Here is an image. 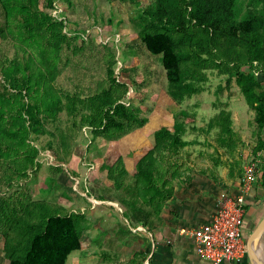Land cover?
<instances>
[{
    "label": "trees",
    "instance_id": "1",
    "mask_svg": "<svg viewBox=\"0 0 264 264\" xmlns=\"http://www.w3.org/2000/svg\"><path fill=\"white\" fill-rule=\"evenodd\" d=\"M55 1L0 0V38L11 36L20 51L1 63L0 165L7 164L3 156L12 151H27L28 148L21 147L33 138L43 134L53 136L46 123L56 121L64 108L74 128L87 126L94 137L106 140L118 139L147 121L139 108L122 101L125 89L118 93L111 90L112 87L103 88L83 99L77 93L55 91L50 86L51 75L54 77L59 71L62 47L71 43L63 32L62 22L41 8V2L50 9ZM239 3L240 0H152L146 7H140L134 26L147 51L160 55L167 93L175 102L181 103L202 91V72L198 67L211 63L227 74V84L234 78L261 131L264 128V86L251 67L256 61L264 73V0H245L240 18ZM81 43H84L83 38ZM115 63H111L110 76ZM112 81L118 85L115 78ZM188 117L187 111L180 110L171 127L160 126L154 130L153 147L136 162L134 199L149 208L145 211L141 205L137 207L140 211L137 221L147 230H150L149 216L159 221L165 203L174 194V184L165 178L168 167L160 166L161 163H171L172 155L196 142L184 138ZM214 126L219 128L217 142L233 149L235 132L230 113L222 109L208 123L209 128ZM63 143L67 144L65 139H61ZM46 148L56 151L51 140L47 141ZM31 150L34 155L28 149L25 161L33 166L38 149L32 145ZM259 151L262 154L255 183L264 193V138L261 137L252 150L253 154ZM57 159L64 161L59 155ZM111 167L106 168L109 175ZM55 169L60 170L58 166ZM24 172L25 169L21 171ZM126 174L125 169L118 168V177L112 178L118 188L123 186ZM4 178L11 185L13 176L4 173ZM46 188V184L43 185V189ZM15 202L12 198L0 199V234L4 238L7 264H65L71 252L81 249L82 231L76 224L82 213L60 214L47 204L35 203L34 210L18 215ZM141 254L142 262L148 253ZM136 256L137 253L132 259Z\"/></svg>",
    "mask_w": 264,
    "mask_h": 264
},
{
    "label": "rangeland",
    "instance_id": "2",
    "mask_svg": "<svg viewBox=\"0 0 264 264\" xmlns=\"http://www.w3.org/2000/svg\"><path fill=\"white\" fill-rule=\"evenodd\" d=\"M151 1L140 0L136 4L119 0H57L61 7L59 11L67 17V35L71 43L62 47L59 71L50 78V86L55 91L77 93L83 99L103 88L112 87L111 90L118 93L125 89L122 101L139 108L140 114L147 117L146 123L118 139L106 140L94 137L89 127L74 128L72 118L64 108L56 121L46 123L53 136L39 135L21 147L28 148L31 155H34L32 145L38 149L33 166L25 161L28 149L3 156L8 162L0 165V199L15 200L18 215L34 210L35 203L47 204L60 214L82 213L76 224L82 231V246L68 255L65 264H146L145 259L142 262L139 259L142 252L148 253L147 247L152 245L151 235L143 229L132 230L138 223L140 211L137 207L141 205L145 211L149 209L143 202L135 200V166L137 160L153 147L154 130L160 126L171 127L180 110L190 115L185 119L184 138L197 142L172 155L171 163L160 165L168 167L165 178L174 184V190L176 185L187 184L191 180L192 171H205L206 165L217 155L219 159L220 155L227 156L226 160L230 159L234 170L240 166L241 174L242 164L253 156L252 150L258 139L264 138V128L258 130L253 111L234 78L227 84V74L215 69L211 63L198 67L202 72V91L181 103L168 95L160 55L147 51L134 26L140 7H146ZM244 3L245 0H240L239 18L243 14ZM41 8L51 10L45 8L43 2ZM16 51L19 50L11 36L0 38V89L3 83L1 63ZM113 61L116 63L112 65L113 74L110 76ZM113 78L118 85L113 83ZM258 79L264 86V74ZM222 109L230 113V118L233 117L232 126L237 139L233 149L217 142V126L208 127L210 120ZM79 116L77 114L76 119ZM61 139H65L67 144H61ZM48 140L53 142L57 152L46 148ZM46 151L54 157L52 163L44 158ZM57 155L64 161L59 162ZM56 166L60 170H56ZM108 166H112L110 175L106 169ZM118 168L125 169L127 173L120 188L112 181L118 177ZM24 169L23 174L21 171ZM4 173L13 176L11 185L7 184ZM45 184L46 190L43 189ZM93 198L102 199H96L99 203H95ZM112 200L116 205L108 203ZM249 206L245 210L250 220ZM255 207L260 215L264 214V207L261 209L258 204ZM148 221L153 223L156 220L149 216ZM3 245L4 238L0 234V264H7ZM125 246H128L127 250ZM135 253L138 256L132 259Z\"/></svg>",
    "mask_w": 264,
    "mask_h": 264
},
{
    "label": "crops",
    "instance_id": "3",
    "mask_svg": "<svg viewBox=\"0 0 264 264\" xmlns=\"http://www.w3.org/2000/svg\"><path fill=\"white\" fill-rule=\"evenodd\" d=\"M236 140L234 134L235 143ZM232 151L234 153V150ZM243 155L245 158L246 153ZM220 158L217 155L215 159L210 161V164L206 165L207 169L205 171L201 169L192 171L191 180L187 184L175 186L173 196L165 203L160 213V220L151 223L147 219L150 230L145 229L139 223H135L132 227L134 232L143 229L151 235L152 245L147 247L146 264H210L209 261L201 258L196 253L193 237L182 232V229H191L211 222L217 211V197L221 192L241 193L239 187V177L242 174H240V166L234 170L230 164V159L226 160L227 156L220 155ZM259 187V184L255 183L249 191L244 193L246 207L250 205L249 208H251L249 210L250 220L246 216L247 212L244 219V221L246 220V223L244 222L246 251L247 242L255 228L254 224L257 218L262 216L255 205H260L261 209L264 207V193ZM94 201L99 203L96 199ZM108 203L116 205L113 200L112 202L108 201ZM128 216L133 222L130 211ZM131 238L129 242H131ZM125 249L127 250L128 246H125ZM153 252L154 254L149 261V257ZM261 252L264 256V244L261 245ZM221 264H250V261L246 254L244 259L239 262H223Z\"/></svg>",
    "mask_w": 264,
    "mask_h": 264
},
{
    "label": "built area",
    "instance_id": "4",
    "mask_svg": "<svg viewBox=\"0 0 264 264\" xmlns=\"http://www.w3.org/2000/svg\"><path fill=\"white\" fill-rule=\"evenodd\" d=\"M56 1L49 12L57 21L62 22L63 32L68 34L67 17L61 13V10L59 11L61 7ZM81 37L83 38L82 35ZM251 69L258 77L264 74L256 61L252 63ZM43 154L50 163L53 162L54 157L48 151ZM261 154L260 151L253 154L244 163L242 174L239 177L240 194L221 192L218 195L217 211L211 222L191 229H182V232L193 237L196 253L209 261L210 264L239 262L246 256V241L244 239L246 198L244 193L249 191L258 179V164Z\"/></svg>",
    "mask_w": 264,
    "mask_h": 264
},
{
    "label": "water",
    "instance_id": "5",
    "mask_svg": "<svg viewBox=\"0 0 264 264\" xmlns=\"http://www.w3.org/2000/svg\"><path fill=\"white\" fill-rule=\"evenodd\" d=\"M264 237V216L258 221L247 242V258L250 264H264L256 256L257 248Z\"/></svg>",
    "mask_w": 264,
    "mask_h": 264
},
{
    "label": "bare ground",
    "instance_id": "6",
    "mask_svg": "<svg viewBox=\"0 0 264 264\" xmlns=\"http://www.w3.org/2000/svg\"><path fill=\"white\" fill-rule=\"evenodd\" d=\"M261 245H262V241L260 242V245L257 248L256 256L258 257V259L260 260V262H264V256L262 255V252H261Z\"/></svg>",
    "mask_w": 264,
    "mask_h": 264
}]
</instances>
